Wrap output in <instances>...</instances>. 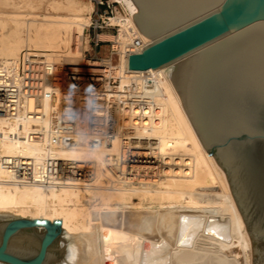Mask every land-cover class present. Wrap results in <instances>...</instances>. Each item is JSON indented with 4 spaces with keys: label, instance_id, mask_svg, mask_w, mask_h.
<instances>
[{
    "label": "bare ground",
    "instance_id": "bare-ground-1",
    "mask_svg": "<svg viewBox=\"0 0 264 264\" xmlns=\"http://www.w3.org/2000/svg\"><path fill=\"white\" fill-rule=\"evenodd\" d=\"M121 2L125 14L111 18L119 35L108 36L120 49L114 65L81 57L90 22L81 12L30 20L27 12L13 11L8 34L0 22V67L39 56L57 76L13 115L0 112V215L60 220L62 235L73 239L61 264H90L94 257L97 264H158L172 253L194 252L189 242L197 235L196 215L220 205L239 227L241 246L252 250L225 172L205 149L167 73L128 68L133 34L147 44L152 38ZM83 66L105 73L102 94H65L67 71L84 74L89 69ZM109 78L119 85L109 86ZM41 233L19 232L10 250L33 253ZM175 242L186 248L174 249ZM52 258L50 248L47 264ZM245 264H252L249 253Z\"/></svg>",
    "mask_w": 264,
    "mask_h": 264
},
{
    "label": "water",
    "instance_id": "water-1",
    "mask_svg": "<svg viewBox=\"0 0 264 264\" xmlns=\"http://www.w3.org/2000/svg\"><path fill=\"white\" fill-rule=\"evenodd\" d=\"M152 38L129 54L128 68H162L205 149L224 170L264 264V0H126ZM0 228V263L47 264L60 220L10 217ZM42 229L36 250H10L13 236ZM107 264V263H106Z\"/></svg>",
    "mask_w": 264,
    "mask_h": 264
},
{
    "label": "rangeland",
    "instance_id": "rangeland-1",
    "mask_svg": "<svg viewBox=\"0 0 264 264\" xmlns=\"http://www.w3.org/2000/svg\"><path fill=\"white\" fill-rule=\"evenodd\" d=\"M96 1L97 0H29L27 2V0H8V2L5 3L4 0H0V22L4 24L3 32L5 34H8L14 27V24L9 20V15L13 11L27 12V17L30 20L34 18L41 19L42 15L48 14L68 15L73 14L74 12H81L82 14L87 15L90 18V22L87 26H85L83 32V39L81 41V57L89 62L98 64H101L103 60H108L110 58L111 63L114 65L118 63L119 59L117 56H110L111 44L109 42L113 41V39H109L108 36H117L116 34L120 26H118V24L114 22L112 23L115 25V28H102L95 30L93 26L100 25L102 23L99 16H105L106 9H108L109 13L111 11L112 16L114 17L119 14H125V8H123L124 5L122 4L121 0H103L104 2H108L110 4L109 7L98 6L96 4ZM79 6L80 9L84 7V10L79 11ZM95 33H98L99 38L104 41L97 48H95L93 44ZM21 34L25 35L24 29ZM80 68L86 70L89 69L88 71L96 70L94 68L92 69L91 67L89 68L88 66H83ZM110 84L112 87L118 86L119 80L116 78H111ZM220 208V205H216L215 207H213V209H207L208 213L206 210L204 213H200L198 214V216L196 215V218L200 220L199 226L197 227V235L192 240V242H189L193 246L194 252L187 255L185 253V255L181 258L175 253H172L170 254V256L167 255L168 257L165 262L158 264H245V257L246 255H248V253L252 258V250L249 251L247 249H244L239 242V239L241 237L240 229H238L239 227L233 223L230 214H228L227 211H224L223 207L222 209L224 212H222V209ZM163 210L165 212L169 211L182 215H189L192 212L190 209L182 207H164ZM13 216L17 217L13 214H8L6 216L0 215V223H3L2 221ZM228 216H230L231 218H229ZM64 236L62 235L56 242V244L51 248L53 258L50 259V261L48 262L49 264L62 263V260L64 258V246L69 245L73 242L72 238ZM175 246L174 249H180L181 246L183 248H186L184 245L179 244H176ZM96 262L97 260L94 257L91 259L90 264H97Z\"/></svg>",
    "mask_w": 264,
    "mask_h": 264
},
{
    "label": "built area",
    "instance_id": "built-area-1",
    "mask_svg": "<svg viewBox=\"0 0 264 264\" xmlns=\"http://www.w3.org/2000/svg\"><path fill=\"white\" fill-rule=\"evenodd\" d=\"M96 4L98 6L107 7L110 5L108 2H104L103 0H97ZM99 17L101 18L102 23L100 25H94L93 28L95 30L102 28H115V25L111 21V18L113 17L111 11L109 13L108 9H106L105 16L100 15ZM133 31L134 30L131 29V33H134ZM116 35H119V30ZM133 35V41L131 44L132 50L127 52L128 55L140 52L143 46L147 44L140 37L136 36L135 34ZM103 42L104 41L99 38V34L95 33L93 40L94 47H99ZM109 43L111 44L110 56H117L119 58L120 49L117 45V41L113 40ZM34 58H32L30 55H27L23 58L21 65L11 62L7 67H0L1 113L13 115L15 110L21 108L22 102L25 99L30 97L34 98L44 94L46 92L44 86L57 81V76L52 71V65H49L42 57L38 56L37 59ZM107 62L112 64L110 58L108 60H103L101 64L104 66ZM67 72L69 73L66 77L68 88L65 90V94L68 93V95L75 97L77 93L81 92H89L88 94L92 95L99 93V91L101 94L104 92L103 90H105V88L102 86L105 73L103 71H88L83 74V72L69 69ZM110 80L111 78L108 80L109 86H111Z\"/></svg>",
    "mask_w": 264,
    "mask_h": 264
},
{
    "label": "snow or ice",
    "instance_id": "snow-or-ice-1",
    "mask_svg": "<svg viewBox=\"0 0 264 264\" xmlns=\"http://www.w3.org/2000/svg\"><path fill=\"white\" fill-rule=\"evenodd\" d=\"M106 239H107V237H106Z\"/></svg>",
    "mask_w": 264,
    "mask_h": 264
}]
</instances>
